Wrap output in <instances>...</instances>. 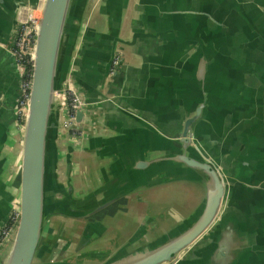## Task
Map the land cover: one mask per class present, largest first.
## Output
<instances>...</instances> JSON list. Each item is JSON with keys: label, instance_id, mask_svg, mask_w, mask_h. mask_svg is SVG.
Returning <instances> with one entry per match:
<instances>
[{"label": "water", "instance_id": "water-1", "mask_svg": "<svg viewBox=\"0 0 264 264\" xmlns=\"http://www.w3.org/2000/svg\"><path fill=\"white\" fill-rule=\"evenodd\" d=\"M89 2L0 0V14L12 22L9 37H0V183L4 147L19 118L10 111L21 95L11 48L22 20L41 10L18 199L7 201L0 191V230L13 208L20 210L0 248L10 244L2 264H75L85 257L98 264H264V0H138L130 40L120 35L126 0H98L107 30L96 42L82 35ZM123 45L133 47L148 68L143 87L160 108L148 115L101 92L116 76H126ZM6 59L18 80L14 96ZM69 80L81 103L65 130L70 145L62 182L61 96ZM97 107L118 119L101 134L97 156L105 162L99 175L78 190L72 153L88 135L83 124ZM177 182L201 189L190 212L178 207L167 223L152 209L115 249L84 252L96 214ZM58 217L87 224L77 252L53 259L43 241L48 222ZM165 223L168 229L150 237Z\"/></svg>", "mask_w": 264, "mask_h": 264}, {"label": "crops", "instance_id": "crops-1", "mask_svg": "<svg viewBox=\"0 0 264 264\" xmlns=\"http://www.w3.org/2000/svg\"><path fill=\"white\" fill-rule=\"evenodd\" d=\"M137 3L138 0H126L120 33L121 37L125 40H130L133 34L132 26L136 18L135 15ZM11 23L12 22L10 18L6 17L2 13L0 14L1 38L9 37L5 32H8L11 29ZM106 30L107 27L104 5L98 3V0H90L86 11L85 24L82 35L84 36L85 34H89L88 36L90 37L91 42H96L100 39V32H105ZM2 45L3 43H0V49ZM120 49L123 51L122 54L125 59L121 73H125L126 76L122 81L120 79L123 78V76H116L113 81L110 80L108 82V87H106L101 92L109 94L110 97L115 98L116 102L118 100L121 101V103H130V105L134 106L137 111L143 113L144 115H148L152 110L160 109L155 105V99L152 94L145 90L143 87V82L145 76H147L146 74L148 71V68H143L144 59L142 58V56L136 53L137 51H135L133 47H130L129 45H123V48L121 47ZM8 62L9 60L6 59V64L10 67ZM13 69L14 68L11 66L10 73L12 74V77H15ZM100 74L103 75V71L100 72ZM90 114H92V118H87L85 123L83 124V128L88 132V135L85 136L82 142H80V146L77 148V150L73 151L72 153L74 165L72 178L75 187L78 190L86 188L87 184L94 181V179L99 175L98 173L101 169V166L105 162L100 160L97 156V151L102 140L101 134L103 131L109 130L110 126L113 124L112 122L118 119V116L115 114L106 116V111L102 110L100 107L90 110ZM95 120H97L98 124L93 128L91 124ZM69 141V133H67V131L65 130H61V137L58 140V145L60 147L61 155L59 175L62 182H65L67 180L66 154L70 145ZM150 190L151 189H148L139 195L124 199L118 205L122 204V208H120L124 209L127 213H130L132 211V207H141L145 204L146 200L143 195ZM127 202L128 204L125 205V203ZM193 207L185 211L190 212ZM151 210L141 209L138 213L135 214L136 222L139 223L143 215L147 214ZM53 220H55L56 222H54ZM86 224L87 223H85L83 229L81 230V234L86 227ZM75 228L76 219L58 217L52 218L48 222L43 243L50 245L51 254H49V252L47 253L48 255H50V257L54 254L57 255L62 253L61 258H66L77 252L81 234L78 239H75L73 233L75 231ZM9 247L10 244H7L0 252V264H2L3 258L9 251ZM52 258L54 259L56 257Z\"/></svg>", "mask_w": 264, "mask_h": 264}, {"label": "rangeland", "instance_id": "rangeland-1", "mask_svg": "<svg viewBox=\"0 0 264 264\" xmlns=\"http://www.w3.org/2000/svg\"><path fill=\"white\" fill-rule=\"evenodd\" d=\"M9 85L11 87V95L14 96L17 91L18 82L15 77H10ZM16 87V90H15ZM15 116L16 110L10 111ZM19 117V116H18ZM25 119L14 121V125L11 127L12 135L9 141L4 147L5 157L7 162L4 167V175L1 179V187L4 188L6 193L16 201L18 199L20 191V163L21 152L23 146V133H24ZM15 179V183L8 181ZM201 189L197 185H192L187 182L171 183L165 186L157 187L147 191L143 195L145 198V204L137 207H132V211L127 213L124 209L120 208V205L112 206L104 213L96 214L93 220H97V225L93 227V234L91 239L86 243L84 252H92L95 250H110L120 243L121 240L129 237L134 231L137 225L135 220V214L142 210L153 209L156 212L164 213L163 222L170 223L173 220V215L178 207L190 209L192 208L201 197ZM169 209L166 213L165 210ZM103 219V220H102ZM56 222L55 220H53ZM94 221V222H95ZM87 220L77 219L76 228L74 233L75 239H78L81 234ZM96 223V222H95ZM163 224L161 230H154L150 233V237H154L163 232V229H168L167 226L171 224ZM73 236V234H72ZM61 254L53 255L51 257L61 258ZM76 260V259H74ZM75 264H98L100 261L98 258H81L75 261Z\"/></svg>", "mask_w": 264, "mask_h": 264}, {"label": "built area", "instance_id": "built-area-1", "mask_svg": "<svg viewBox=\"0 0 264 264\" xmlns=\"http://www.w3.org/2000/svg\"><path fill=\"white\" fill-rule=\"evenodd\" d=\"M41 14L40 8H37L33 13H29L25 19L22 20L17 40L11 51L16 58L17 68L20 75L19 86L21 95L18 100L16 112L20 119H25L27 114V105L30 97V87L32 80V71L34 64V44L36 27ZM63 114L62 129L70 128L73 123L71 119L76 115L80 106V97L75 84L69 80L66 84L65 93L61 96ZM20 216L19 207H14L9 220L2 226L0 230V248L6 242V239L11 234L12 230L16 227Z\"/></svg>", "mask_w": 264, "mask_h": 264}, {"label": "trees", "instance_id": "trees-1", "mask_svg": "<svg viewBox=\"0 0 264 264\" xmlns=\"http://www.w3.org/2000/svg\"><path fill=\"white\" fill-rule=\"evenodd\" d=\"M0 191H1L2 194L3 193L5 194V197H6V200L7 201H9L11 199V195H9L8 193H6V191L4 190L3 187H0Z\"/></svg>", "mask_w": 264, "mask_h": 264}, {"label": "bare ground", "instance_id": "bare-ground-1", "mask_svg": "<svg viewBox=\"0 0 264 264\" xmlns=\"http://www.w3.org/2000/svg\"><path fill=\"white\" fill-rule=\"evenodd\" d=\"M11 133H12V132H11ZM8 182H9V183H10V182H12V183L14 182V183H15V179L11 181V178H10V180H9ZM12 183H11V184H12Z\"/></svg>", "mask_w": 264, "mask_h": 264}, {"label": "flooded vegetation", "instance_id": "flooded-vegetation-1", "mask_svg": "<svg viewBox=\"0 0 264 264\" xmlns=\"http://www.w3.org/2000/svg\"><path fill=\"white\" fill-rule=\"evenodd\" d=\"M128 204V202L127 203H125V205H127ZM122 206V204L120 205V207Z\"/></svg>", "mask_w": 264, "mask_h": 264}]
</instances>
